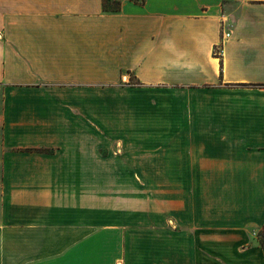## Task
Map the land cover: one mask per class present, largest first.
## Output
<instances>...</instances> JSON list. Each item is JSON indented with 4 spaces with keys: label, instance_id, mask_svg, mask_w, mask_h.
I'll use <instances>...</instances> for the list:
<instances>
[{
    "label": "crops",
    "instance_id": "crops-1",
    "mask_svg": "<svg viewBox=\"0 0 264 264\" xmlns=\"http://www.w3.org/2000/svg\"><path fill=\"white\" fill-rule=\"evenodd\" d=\"M120 1L0 0V264H264V0Z\"/></svg>",
    "mask_w": 264,
    "mask_h": 264
},
{
    "label": "rangeland",
    "instance_id": "rangeland-1",
    "mask_svg": "<svg viewBox=\"0 0 264 264\" xmlns=\"http://www.w3.org/2000/svg\"><path fill=\"white\" fill-rule=\"evenodd\" d=\"M114 87H139V82L135 80V78H130L128 76H121L119 81L116 84H110V83H91L89 86V90L91 93L94 92H104V93H112ZM78 113V112H77ZM94 120L91 119V122ZM80 123V121H78ZM113 123V116H110V119L107 120V126ZM91 135H93L91 133ZM111 136H108L106 134L105 141H101L98 144V153L99 156L102 157H113L115 160L120 163L119 165H116L117 171L120 170L122 180H120L118 183L120 185V189L122 191L123 197H126L129 199V197H132L135 201H137L138 205L141 207L142 203L146 201V195L148 193V197L156 199H161V182H150L149 185V191H147V182L143 178V174L140 173V170L144 169V166H141L139 163L145 161L141 155L145 156L147 154H153L154 151L158 150H145V148L141 149L138 147L137 155H134V149L131 148H124L122 144V139L120 137L116 138L113 142L110 141ZM142 150V151H141ZM153 150V151H151ZM141 151V152H140ZM155 153V152H154ZM116 161V162H117ZM147 165L146 163H144ZM147 165V166H151ZM152 166H158L160 167L161 171V164L158 165H152ZM132 175V176H130ZM127 207V205L125 206ZM124 207V209H125ZM109 209L107 208V211ZM126 213L130 215L129 210H126ZM133 214V213H132ZM257 236L260 240L264 239V225L260 227L257 231Z\"/></svg>",
    "mask_w": 264,
    "mask_h": 264
},
{
    "label": "trees",
    "instance_id": "trees-1",
    "mask_svg": "<svg viewBox=\"0 0 264 264\" xmlns=\"http://www.w3.org/2000/svg\"><path fill=\"white\" fill-rule=\"evenodd\" d=\"M120 0H103L104 9L107 11H118L120 10Z\"/></svg>",
    "mask_w": 264,
    "mask_h": 264
}]
</instances>
